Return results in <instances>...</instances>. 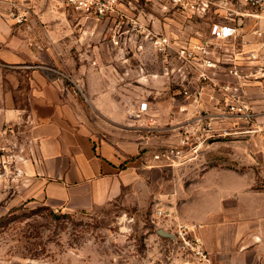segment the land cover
I'll return each instance as SVG.
<instances>
[{
  "label": "crops",
  "instance_id": "1",
  "mask_svg": "<svg viewBox=\"0 0 264 264\" xmlns=\"http://www.w3.org/2000/svg\"><path fill=\"white\" fill-rule=\"evenodd\" d=\"M219 19L213 13L198 29L192 18L186 26L156 27L180 46L195 32L208 34ZM259 24L244 17L237 37L239 45L248 40L242 60L253 70L264 58L253 33ZM112 27V18L87 17L61 0H0V136L5 123L24 122L39 193L52 207L88 210L143 187L170 213L166 230L174 218L201 225L214 264H264V187L257 186L264 135L212 139L181 163L155 160L159 148L177 142L171 128L193 108L179 110L186 103L181 89L197 81L166 73L174 57L147 42L128 50L114 44ZM138 85L142 91L134 92ZM246 89L254 105H264L263 78Z\"/></svg>",
  "mask_w": 264,
  "mask_h": 264
},
{
  "label": "rangeland",
  "instance_id": "2",
  "mask_svg": "<svg viewBox=\"0 0 264 264\" xmlns=\"http://www.w3.org/2000/svg\"><path fill=\"white\" fill-rule=\"evenodd\" d=\"M170 1L118 0V7L154 29L160 22L186 26L189 18L195 29L206 25L191 11L166 8ZM141 89L138 85L133 91ZM251 104L264 110V105ZM241 136L251 140L250 134ZM35 156L24 122L5 123L0 136V264H187L192 259L178 242L158 234L165 223L154 216L161 204L153 192L141 187L106 205L61 210L40 196ZM260 179L257 186L262 188L263 175Z\"/></svg>",
  "mask_w": 264,
  "mask_h": 264
},
{
  "label": "built area",
  "instance_id": "3",
  "mask_svg": "<svg viewBox=\"0 0 264 264\" xmlns=\"http://www.w3.org/2000/svg\"><path fill=\"white\" fill-rule=\"evenodd\" d=\"M63 1L87 17L112 18L114 44L142 48L143 42L148 41L167 59L174 57V66L166 73L178 74L180 81H185L190 75L195 76V86L183 85L181 94L186 103L179 107L181 112L187 113V104H191L192 111L172 126L177 142L159 148L154 153L155 160L181 163L197 157L201 148L212 139L244 134L264 135V110L257 111L253 107L246 91L251 79H259L254 75L264 73V58H261L259 67L251 69L243 64L247 51L242 47L248 40H241L242 45L237 43L246 16L258 20L260 24L254 27L253 33L264 43V0H171L165 3L166 8L172 5L182 12L199 11L204 20L213 13L223 18L211 21L208 34L203 36L195 32L180 46L174 45L169 34L147 27L141 19L122 13L118 0ZM125 19L127 26L121 31ZM260 78L264 79V76ZM139 108L146 111L148 103L141 102ZM169 215L163 208H157L154 213L155 218L161 220ZM174 220L175 224L169 230L176 235L174 241L192 258L187 264H214L199 235L201 225Z\"/></svg>",
  "mask_w": 264,
  "mask_h": 264
},
{
  "label": "water",
  "instance_id": "4",
  "mask_svg": "<svg viewBox=\"0 0 264 264\" xmlns=\"http://www.w3.org/2000/svg\"><path fill=\"white\" fill-rule=\"evenodd\" d=\"M264 73H258L256 75H254V78H260L263 77ZM158 234H160L163 237H167V238H171L173 240H176V235L174 233H172L171 231L165 230L164 228H159L157 230Z\"/></svg>",
  "mask_w": 264,
  "mask_h": 264
}]
</instances>
